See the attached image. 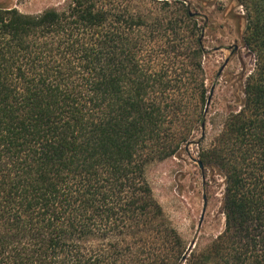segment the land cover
<instances>
[{
  "label": "trees",
  "instance_id": "16d2710c",
  "mask_svg": "<svg viewBox=\"0 0 264 264\" xmlns=\"http://www.w3.org/2000/svg\"><path fill=\"white\" fill-rule=\"evenodd\" d=\"M233 1L252 66L198 154L223 178L224 228L189 253L145 171L203 139L197 14L185 0L0 6V264H264V0Z\"/></svg>",
  "mask_w": 264,
  "mask_h": 264
},
{
  "label": "rangeland",
  "instance_id": "374dc122",
  "mask_svg": "<svg viewBox=\"0 0 264 264\" xmlns=\"http://www.w3.org/2000/svg\"><path fill=\"white\" fill-rule=\"evenodd\" d=\"M69 1L0 0V6L15 8L23 14H38L47 9L61 10ZM185 4L190 12L197 14L202 26V41L207 51L203 58L206 86L209 90L214 86L204 135L201 139L197 132L176 156L150 163L145 177L154 199L184 241L186 250L193 243L191 251L198 252L224 228V181L215 169L199 167V150L208 146L220 131L232 106L238 79L251 69L252 56L241 43L243 21L239 17L244 10L235 1L185 0Z\"/></svg>",
  "mask_w": 264,
  "mask_h": 264
},
{
  "label": "water",
  "instance_id": "95a60500",
  "mask_svg": "<svg viewBox=\"0 0 264 264\" xmlns=\"http://www.w3.org/2000/svg\"><path fill=\"white\" fill-rule=\"evenodd\" d=\"M219 75V74H217ZM213 90H214V86H212L208 92V96H207V99H206V105H205V111L207 110V107L210 103V99L212 97V94H213ZM202 128H203V125H202ZM199 167L201 168V164L199 163ZM193 244V243H192ZM192 244L188 247V251L190 252L191 251V248H192Z\"/></svg>",
  "mask_w": 264,
  "mask_h": 264
}]
</instances>
